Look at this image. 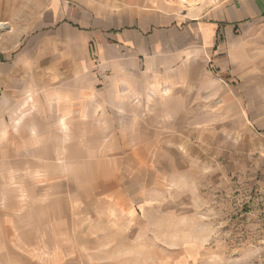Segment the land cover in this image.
<instances>
[{"label":"crops","instance_id":"0c3cea01","mask_svg":"<svg viewBox=\"0 0 264 264\" xmlns=\"http://www.w3.org/2000/svg\"><path fill=\"white\" fill-rule=\"evenodd\" d=\"M180 2L15 0L33 29L0 43L2 174L37 167L17 199L71 230L111 211L123 223L187 156L264 134V0Z\"/></svg>","mask_w":264,"mask_h":264},{"label":"rangeland","instance_id":"374dc122","mask_svg":"<svg viewBox=\"0 0 264 264\" xmlns=\"http://www.w3.org/2000/svg\"><path fill=\"white\" fill-rule=\"evenodd\" d=\"M14 4L0 8V43L17 50L33 29L34 7ZM3 61L9 60L0 54ZM258 131L251 124L243 142L234 135V150L201 151L187 156L183 168H170L171 181L142 200L136 218L122 223L111 211L75 221L72 230L48 205L17 199L15 189L31 191L37 167L26 166L25 181L17 182L12 169L2 174L3 156L12 152L0 149V264H258L264 246V134ZM50 168L43 166V180Z\"/></svg>","mask_w":264,"mask_h":264},{"label":"bare ground","instance_id":"6f19581e","mask_svg":"<svg viewBox=\"0 0 264 264\" xmlns=\"http://www.w3.org/2000/svg\"><path fill=\"white\" fill-rule=\"evenodd\" d=\"M202 0H181V2L185 5V6H187V7H189V8H194V7H196V6H198V5H200V2H201ZM204 1V0H203Z\"/></svg>","mask_w":264,"mask_h":264},{"label":"built area","instance_id":"2783aa9c","mask_svg":"<svg viewBox=\"0 0 264 264\" xmlns=\"http://www.w3.org/2000/svg\"><path fill=\"white\" fill-rule=\"evenodd\" d=\"M258 264H264V246L262 247V249L260 251Z\"/></svg>","mask_w":264,"mask_h":264}]
</instances>
